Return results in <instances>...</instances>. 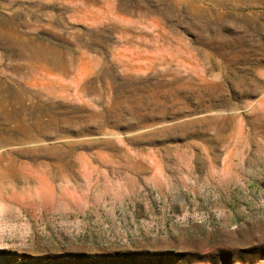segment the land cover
I'll use <instances>...</instances> for the list:
<instances>
[{"label":"rangeland","instance_id":"obj_1","mask_svg":"<svg viewBox=\"0 0 264 264\" xmlns=\"http://www.w3.org/2000/svg\"><path fill=\"white\" fill-rule=\"evenodd\" d=\"M10 18L65 66L0 45V264H264V0Z\"/></svg>","mask_w":264,"mask_h":264},{"label":"bare ground","instance_id":"obj_2","mask_svg":"<svg viewBox=\"0 0 264 264\" xmlns=\"http://www.w3.org/2000/svg\"><path fill=\"white\" fill-rule=\"evenodd\" d=\"M46 27L48 26H40L38 28L42 31L45 30ZM0 45H3L4 47L6 46L12 50H16L21 56L23 55L25 58L29 59V61H31V64L29 65L30 68L34 67V61H37L44 63V68L48 66L47 68H55L58 70L64 69L65 63L62 54L56 52L55 48L36 42L31 31H29L28 34L21 32L18 29L14 18L7 19V21L0 25ZM2 101H4V98H0V102ZM32 142L33 141L31 140H13L11 141V145H29Z\"/></svg>","mask_w":264,"mask_h":264}]
</instances>
